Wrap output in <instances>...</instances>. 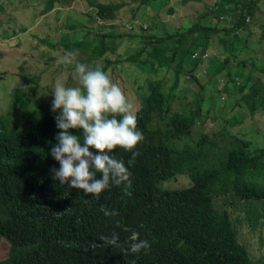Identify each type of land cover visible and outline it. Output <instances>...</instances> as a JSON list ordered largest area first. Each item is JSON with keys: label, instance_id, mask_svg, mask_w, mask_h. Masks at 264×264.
Returning a JSON list of instances; mask_svg holds the SVG:
<instances>
[{"label": "trees", "instance_id": "1", "mask_svg": "<svg viewBox=\"0 0 264 264\" xmlns=\"http://www.w3.org/2000/svg\"><path fill=\"white\" fill-rule=\"evenodd\" d=\"M74 1L49 0L42 13L57 3L70 6ZM87 1L97 17L105 20L116 19L129 4ZM229 1L235 5L229 8L232 26L221 29L195 21L178 40L192 38L200 43L219 35L223 45L229 36L242 41L258 0ZM79 26L70 24L73 36L69 40L54 41L48 36L41 42L55 50L60 46L79 50L81 63L117 52L106 38L121 35L99 28L81 32ZM92 33L99 43L90 40ZM168 36L142 35V46L133 53L113 61L106 58L98 66L111 81L110 68L122 61L170 72L162 77L148 73L138 84L136 94L142 104L135 115L144 140L137 145L139 154L130 167L129 182L111 185L99 199L53 179L51 169L59 167L49 154L60 131L56 113L43 106L47 110L24 128L19 116L29 110L33 98L26 89L15 88L11 108L0 114V242L4 238L10 244L0 264H264L263 259L256 262L241 242L233 212L226 208L227 204L242 208L253 229L264 223V146L253 148L251 141L231 134L227 125L218 134H194L210 116L232 127L264 112V77H244L233 66L227 72L222 67L210 73V68L209 76L201 80L195 74L196 51L187 50L178 66L180 53ZM229 63L227 58L223 66ZM191 64L192 69H186ZM22 73L25 81L38 83V75ZM195 80L200 87L196 83L199 89L195 87L192 97L187 82ZM238 107L241 112L227 118ZM70 131L82 135L81 129ZM113 152L127 165L131 152L120 148ZM182 175H188L190 185L166 187ZM102 206L117 214L105 216ZM132 231L149 241L146 254L127 251ZM113 235L119 246L109 243Z\"/></svg>", "mask_w": 264, "mask_h": 264}, {"label": "rangeland", "instance_id": "2", "mask_svg": "<svg viewBox=\"0 0 264 264\" xmlns=\"http://www.w3.org/2000/svg\"><path fill=\"white\" fill-rule=\"evenodd\" d=\"M47 1L49 0H0V114L6 113L11 108L15 88L26 89L32 96L33 103L28 111L19 116L24 128L29 122L31 125L32 119L47 110L43 106L51 108L53 99L51 90L57 81L64 83L65 86H78V81L73 79V68L71 65L64 64L63 59L66 53L72 52L75 53L73 62L79 61L77 58L79 50L74 52L63 46L55 50L40 39L48 36L54 41L71 39L73 36V31L69 27L71 23L80 25L81 32L99 28L104 32L111 31L121 35L106 38L110 45L117 47V52H109L103 57L86 62L89 68L102 65L106 58L113 61L130 55L142 46L140 41L142 35L148 37L169 35L167 38L171 39L180 53L177 60L178 66H181L182 59L187 57V50L196 51L198 62L195 74L201 80L209 76L207 70L210 68H212L210 73L222 67L227 72L233 66H236L239 75L244 72V77L249 74L253 75L254 80L264 77V0H258L256 3L255 14L242 31L244 32L242 41L240 38L229 36L226 45L222 44L219 35L200 43L192 38L186 41H179L178 38L195 21L211 26L217 25L221 29L232 26L234 17L232 9L229 8L235 5L229 0H150L147 3L143 2L144 0H98L129 3L118 11V17L114 20L98 18L87 0H76L70 6L57 3L53 9L42 13ZM172 34L174 36L170 37ZM92 36L90 40L99 43L98 37H94L93 33ZM227 58L230 63L223 66ZM238 63L243 65L242 69L239 68L240 65L237 66ZM192 66L193 64L186 69L191 70ZM151 70L149 65L126 61L117 63L109 70L112 82L120 87L132 105L134 113L142 104L136 94L138 84L143 83L148 73L160 77L170 75V72L164 69ZM23 71L31 77L38 75V80L36 79L38 83L25 81ZM136 79L137 82H135ZM186 79H188L187 76L182 77V80ZM242 79L240 80L243 83ZM195 81L187 82L192 88V97L196 91L195 87L199 89L196 86L198 80ZM197 85L200 87V84L197 83ZM227 99H229L228 96ZM240 109L234 108L227 118L232 117L233 112H239ZM240 114L245 117L244 114ZM224 125H227L231 134L251 141L253 148L264 146V112L254 118L245 117L244 123L232 127L222 119L210 116L204 121V127L198 126L194 134L198 131H207L212 135L218 134L220 127ZM190 184L188 175H182L166 183V187L176 188ZM226 208L233 212L240 240L248 246L253 259L258 263L261 259L264 260V223L253 229L242 208L235 209L231 204H227ZM9 250V242L2 238L0 259L7 257Z\"/></svg>", "mask_w": 264, "mask_h": 264}, {"label": "clouds", "instance_id": "3", "mask_svg": "<svg viewBox=\"0 0 264 264\" xmlns=\"http://www.w3.org/2000/svg\"><path fill=\"white\" fill-rule=\"evenodd\" d=\"M74 55L66 53L63 63L73 65L72 75L78 86H65L57 81L51 90V110L56 113L55 124L60 130L49 149L51 157L59 163V167L51 169V174L61 185L67 183L99 199L111 185L129 182L130 167L139 154L137 145L144 140V135L120 87L100 67L74 63ZM71 129H81L82 135L73 134ZM90 148L99 151L93 152ZM117 148L131 152L127 165L113 152ZM101 211L105 216L117 214L103 206ZM117 239L113 235L109 243L119 246ZM128 241L127 251L133 254L142 250L146 254L151 247L135 231Z\"/></svg>", "mask_w": 264, "mask_h": 264}, {"label": "bare ground", "instance_id": "4", "mask_svg": "<svg viewBox=\"0 0 264 264\" xmlns=\"http://www.w3.org/2000/svg\"><path fill=\"white\" fill-rule=\"evenodd\" d=\"M157 152V151H156ZM156 154V153H155Z\"/></svg>", "mask_w": 264, "mask_h": 264}]
</instances>
